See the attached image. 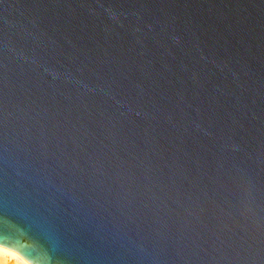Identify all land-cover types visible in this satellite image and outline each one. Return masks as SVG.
Instances as JSON below:
<instances>
[{"label": "water", "instance_id": "95a60500", "mask_svg": "<svg viewBox=\"0 0 264 264\" xmlns=\"http://www.w3.org/2000/svg\"><path fill=\"white\" fill-rule=\"evenodd\" d=\"M0 247L264 264V0H0Z\"/></svg>", "mask_w": 264, "mask_h": 264}, {"label": "bare ground", "instance_id": "6f19581e", "mask_svg": "<svg viewBox=\"0 0 264 264\" xmlns=\"http://www.w3.org/2000/svg\"><path fill=\"white\" fill-rule=\"evenodd\" d=\"M0 261H3V264H30L22 257L2 247H0Z\"/></svg>", "mask_w": 264, "mask_h": 264}, {"label": "rangeland", "instance_id": "374dc122", "mask_svg": "<svg viewBox=\"0 0 264 264\" xmlns=\"http://www.w3.org/2000/svg\"><path fill=\"white\" fill-rule=\"evenodd\" d=\"M0 264H3V261H0Z\"/></svg>", "mask_w": 264, "mask_h": 264}]
</instances>
